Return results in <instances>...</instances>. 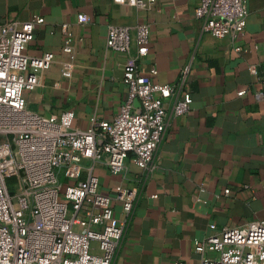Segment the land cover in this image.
<instances>
[{"label":"crops","instance_id":"obj_1","mask_svg":"<svg viewBox=\"0 0 264 264\" xmlns=\"http://www.w3.org/2000/svg\"><path fill=\"white\" fill-rule=\"evenodd\" d=\"M197 3L155 0L135 9L113 0H0V27L41 20L24 53L55 56L40 85L25 92L27 106L45 116L71 110L79 130L111 122L127 96L125 57L106 46L110 24L148 26L138 65L146 75L155 68L156 82H176L192 61L191 109L170 120L153 167L141 170L128 157L124 173L94 168L112 197L139 186L112 264H200L195 248L209 234L264 221V0L246 1V26L234 40L201 32ZM65 40L71 54L62 52ZM65 63L70 78L61 76ZM112 205L119 218L121 202Z\"/></svg>","mask_w":264,"mask_h":264},{"label":"built area","instance_id":"obj_2","mask_svg":"<svg viewBox=\"0 0 264 264\" xmlns=\"http://www.w3.org/2000/svg\"><path fill=\"white\" fill-rule=\"evenodd\" d=\"M135 9L155 0H113ZM247 0H198L193 15L200 31L216 39H236L245 29ZM87 17L78 15L77 22ZM40 19L0 27V264H112L139 197V186L102 191L94 168L124 173L128 157L150 170L171 119L187 115L192 61L174 83L152 79L138 62L148 52L149 29L110 24L106 46L125 57L126 99L111 122L87 130L72 126L73 111L45 116L31 110L33 91L54 63L52 53L30 57L24 47ZM62 52L72 53L69 40ZM63 78H70L63 64ZM138 103V108L134 103ZM8 180H12L11 186ZM121 202L119 218L113 200ZM200 264H264V221L226 226L198 242Z\"/></svg>","mask_w":264,"mask_h":264},{"label":"trees","instance_id":"obj_3","mask_svg":"<svg viewBox=\"0 0 264 264\" xmlns=\"http://www.w3.org/2000/svg\"><path fill=\"white\" fill-rule=\"evenodd\" d=\"M12 180H8V185L11 186Z\"/></svg>","mask_w":264,"mask_h":264}]
</instances>
